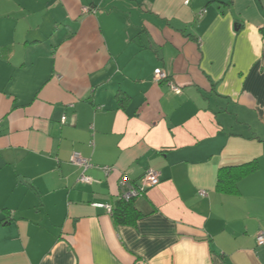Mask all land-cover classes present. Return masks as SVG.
<instances>
[{
  "label": "crops",
  "instance_id": "1",
  "mask_svg": "<svg viewBox=\"0 0 264 264\" xmlns=\"http://www.w3.org/2000/svg\"><path fill=\"white\" fill-rule=\"evenodd\" d=\"M261 229L264 0H0V264H264Z\"/></svg>",
  "mask_w": 264,
  "mask_h": 264
},
{
  "label": "trees",
  "instance_id": "2",
  "mask_svg": "<svg viewBox=\"0 0 264 264\" xmlns=\"http://www.w3.org/2000/svg\"><path fill=\"white\" fill-rule=\"evenodd\" d=\"M257 168L255 161L237 166L220 167L217 171L216 190L224 194H237L238 181ZM134 198L125 200L120 196L112 205L111 216L115 224L133 225L143 215L135 206Z\"/></svg>",
  "mask_w": 264,
  "mask_h": 264
},
{
  "label": "built area",
  "instance_id": "3",
  "mask_svg": "<svg viewBox=\"0 0 264 264\" xmlns=\"http://www.w3.org/2000/svg\"><path fill=\"white\" fill-rule=\"evenodd\" d=\"M185 5L189 4L191 0H182ZM205 12L204 9L200 10L198 12V17H201L203 13ZM153 79L155 82L159 81H166L169 87L179 93L180 89L177 87L170 79L167 73L161 69H156L154 71ZM65 121V118H62V122ZM70 162L76 166H78L81 169L80 174V181L89 183L91 180L89 177H87L84 173V171L91 166L90 160L88 158L83 157L79 152H73L70 156ZM104 169L107 170L105 167ZM159 174L151 169L145 170V172L142 175V180L140 185H131L127 182L126 179L123 178L122 183L127 184V188L123 189L122 192L119 194L121 198H124L125 200H128L130 198L138 197L145 191L146 188L150 186H154L159 182ZM205 192L202 191L201 194H204ZM118 196V197H119ZM99 205V204H96ZM101 205V204H100ZM106 207L107 211L110 213L112 209V205H104ZM255 240L257 245H264V229L258 230L255 235Z\"/></svg>",
  "mask_w": 264,
  "mask_h": 264
}]
</instances>
